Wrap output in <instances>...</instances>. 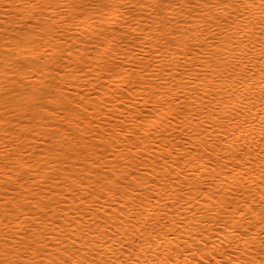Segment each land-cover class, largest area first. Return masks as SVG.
<instances>
[{"label": "bare ground", "instance_id": "1", "mask_svg": "<svg viewBox=\"0 0 264 264\" xmlns=\"http://www.w3.org/2000/svg\"><path fill=\"white\" fill-rule=\"evenodd\" d=\"M248 2L0 0V264H264Z\"/></svg>", "mask_w": 264, "mask_h": 264}, {"label": "snow or ice", "instance_id": "2", "mask_svg": "<svg viewBox=\"0 0 264 264\" xmlns=\"http://www.w3.org/2000/svg\"><path fill=\"white\" fill-rule=\"evenodd\" d=\"M243 6L245 8H249V9H251V8H259L261 10V16L259 17V21H260V23L264 24V0H259V3H256L255 0H251V2L245 3ZM27 7L29 9H32V8L38 7V5L35 4V3H29L27 5ZM223 7L225 9H227L229 7V5L227 3H225L223 5ZM225 23H227V22L225 21ZM45 54L47 55L48 53L46 52ZM81 71H83V69H81ZM169 71H171V70L169 69ZM262 83H264V82H262ZM262 91H264V89H262ZM177 100H179L178 97H177ZM81 102H83V97L81 98ZM86 111H87V109H86ZM211 116H212L213 119H222V118L217 117L215 112H213L211 114ZM193 119H196V117H193ZM262 120H264V118H262ZM185 122H187V121H185ZM246 122L247 121H245V123ZM199 123L203 124L204 122L203 121H200ZM229 123H231V121H229ZM141 126H143V125H141ZM212 127H213V125L209 122L208 123V128L211 129ZM183 130L184 131H188V129H183ZM122 131H123V129H122ZM127 135H129V137H130L131 136V133L129 132V133H127ZM137 135H139V133H137ZM205 135H208L207 129L205 130ZM145 138H147V136ZM197 138L199 139V136H197ZM208 139H211V136H208ZM140 143L142 144L143 141H141ZM187 143H188V141H185V144H187ZM205 148L207 149V144H205ZM229 148H231V146H229ZM166 149H167V146H165V149L164 150H166ZM214 150L215 149H213V151ZM173 151L176 152V155L178 157H180L181 159L184 158V157L180 156L179 150L177 148H173ZM188 151L191 152L192 150L189 149ZM171 155H172V152H169L167 156L163 155V152H162V154L157 158V160H162L164 162V165L161 166V171H164L165 170V166L168 165V157L171 156ZM145 158H147V157H145ZM173 162H175V161H173ZM219 163H220V158L217 159V164H219ZM225 167H227V165H225ZM212 171L215 172V169L213 168ZM216 178H219V177H216ZM135 182L136 183H140L141 182V178H137V180ZM118 183H119V181H117V184ZM173 183H175V181H173ZM129 187H130V185H129ZM161 187H164V186L161 185ZM109 191H112V189H109ZM99 199H100V197L97 196L96 197V200L98 201ZM261 201H262V205H264V196L261 197ZM261 211H262L261 223L264 224V207H262ZM123 212H124V209L122 208L121 209V217H120V222L121 223H120L119 227H123V225L125 224V221L123 219ZM241 212H243V209H241ZM129 215H130V219H129V221H127V223L133 229H135L136 228V225H132L131 224V219H136L137 220V224L139 223V219H138V217L131 216V214H129ZM74 234H75V229H73V235L72 236H69L68 239H71L72 240V246L75 248L76 247V239L74 238ZM123 234L124 235H127L128 234L127 228H125ZM102 235H107V232L105 231L104 233H102ZM116 235H117V233H113V235L111 237V239H112L113 242H115ZM59 243L60 242L57 241V244H59ZM89 243H92V242L89 241ZM96 243L98 244L99 243V240H97ZM64 251L65 252L68 251V247L67 246L64 247ZM80 251H81L80 249H77L76 252H73L72 253V255L73 256H76V255H78V253ZM5 264H12V262L6 260L5 261ZM16 264H19V262H16ZM52 264H55V262H52ZM61 264H96V262H95V259H93L92 261H87V259L85 258L84 260H81V261H73L71 258H69L68 260H63L61 262ZM132 264H139V261L132 262Z\"/></svg>", "mask_w": 264, "mask_h": 264}]
</instances>
